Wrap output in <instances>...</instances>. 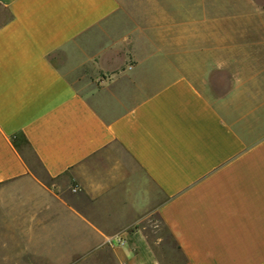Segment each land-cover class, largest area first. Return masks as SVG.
I'll use <instances>...</instances> for the list:
<instances>
[{"label":"crops","instance_id":"obj_1","mask_svg":"<svg viewBox=\"0 0 264 264\" xmlns=\"http://www.w3.org/2000/svg\"><path fill=\"white\" fill-rule=\"evenodd\" d=\"M149 2L128 52L85 57L120 0H0V216L53 264H165L157 219L184 264H264V0Z\"/></svg>","mask_w":264,"mask_h":264},{"label":"rangeland","instance_id":"obj_2","mask_svg":"<svg viewBox=\"0 0 264 264\" xmlns=\"http://www.w3.org/2000/svg\"><path fill=\"white\" fill-rule=\"evenodd\" d=\"M120 1L124 4L125 10L121 11L112 23L96 27L91 33L89 40L78 43L77 56L88 57L91 54L96 56L99 51L107 48L120 55L128 52L129 43L122 44V41H126L127 35L137 27V0ZM153 5L154 2L151 3V6ZM53 59L73 76L69 65L65 62L64 53H55ZM119 62L120 59L111 61L105 57L100 64L101 67L108 66L109 69L101 70V75H99V70L97 71L96 67L90 64L85 65L83 68L80 67V74L82 76L84 74V79L91 78L96 80L97 77L96 81H99V79L106 77L112 71L110 68L118 70L123 66V64H118ZM74 78L77 80L75 75ZM77 83L81 86L84 84V82L81 83L80 81H77ZM82 88L87 90V86L83 85ZM14 143L31 168L41 177L46 178L37 157L23 137L17 136ZM5 221L0 216V264H53L49 261L50 259H46L42 255H52L58 252V243L53 239L56 235L16 231L11 229L7 223H4ZM157 222H159V226L156 228L150 227L148 235L154 249L162 257L165 264H184L185 259L177 249L170 232L163 222L158 221V219ZM35 253H38V255Z\"/></svg>","mask_w":264,"mask_h":264},{"label":"built area","instance_id":"obj_3","mask_svg":"<svg viewBox=\"0 0 264 264\" xmlns=\"http://www.w3.org/2000/svg\"><path fill=\"white\" fill-rule=\"evenodd\" d=\"M116 240L118 241V242H120V243H123L124 242V239H123V237H117L116 238ZM109 241H111L110 239H109Z\"/></svg>","mask_w":264,"mask_h":264}]
</instances>
